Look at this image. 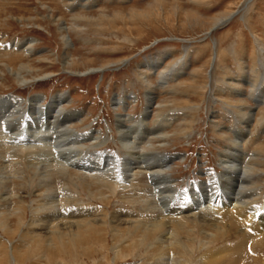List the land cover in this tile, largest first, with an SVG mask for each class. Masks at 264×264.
<instances>
[{
    "label": "rangeland",
    "instance_id": "1",
    "mask_svg": "<svg viewBox=\"0 0 264 264\" xmlns=\"http://www.w3.org/2000/svg\"><path fill=\"white\" fill-rule=\"evenodd\" d=\"M229 11H234L231 18L208 31L217 17ZM49 14L63 21L67 47ZM26 41L32 43L28 57L10 47ZM65 54L70 58L68 65L62 62ZM213 54L215 60L210 66ZM23 61L34 68L32 76L27 75L29 82L19 85L5 71L0 79V97L13 95L27 100L37 95L46 104L52 96L63 94L67 97L62 103L65 110L78 115L73 130L99 132L101 136L95 146L84 151L117 156L116 167L125 154L118 141L117 114L124 116L126 126L140 123L146 111V92L152 90L153 103L143 125L153 127L162 120L167 137L153 138L151 150L173 157L166 173L178 191H187L192 181V185L199 184L219 174L223 170L220 155L232 145L229 128L244 129L241 152L249 157L247 164H256L254 191L258 196L254 204L258 213L264 211V102L253 101L264 99V0H0V69L4 70L3 62L18 66ZM163 71L169 75L166 84L159 83ZM239 105L246 112L255 107L248 128L242 123L246 116ZM70 170L69 174L51 172L50 180L39 181L32 170L23 167L19 173L22 178L9 180L7 190L0 188V208L6 206L1 194L8 193L9 201L16 200L21 207L22 223L13 236H6L0 228V264H264V240L257 245L246 242V258L232 248L243 240L244 225L235 219L229 227L224 220L210 218L209 213L193 214L179 231L175 229L179 224L174 222L168 227L173 231L169 241L154 238L152 243L125 248L129 242L126 237H115L118 228L113 231L111 213L147 214L155 220L163 214L159 208H152L148 196L152 188L146 176H136L129 187L117 188L108 179L96 178L97 182ZM101 185L109 192L99 188ZM60 188L66 189L68 201L58 203L57 208H97L105 212L106 222L95 227L89 245L62 247L50 256L33 246L26 254L28 258H23L31 244L11 250V243L19 245L21 238L28 236L24 238L21 232L27 229L37 207L40 211L38 203ZM20 195L25 196V203L19 202ZM47 209L52 207H41V212ZM203 216L208 221L201 220ZM217 249L222 251L214 254ZM16 250L24 255L13 260L11 255Z\"/></svg>",
    "mask_w": 264,
    "mask_h": 264
},
{
    "label": "bare ground",
    "instance_id": "2",
    "mask_svg": "<svg viewBox=\"0 0 264 264\" xmlns=\"http://www.w3.org/2000/svg\"><path fill=\"white\" fill-rule=\"evenodd\" d=\"M233 12L234 11H229L224 15H220L219 17H217L208 31H211L218 25L226 22V20L230 17L231 14H233ZM48 17L57 24L58 32L62 33L64 40L63 42H65L67 47L69 43L67 37H65L64 35L66 27L63 21L60 20V17L53 16L52 14H49ZM10 47L15 48L19 53L28 57V54L32 50V43L30 41H26L20 44L14 43ZM69 60V55L65 54L62 62L64 65H68V63L70 62ZM214 60L215 54H213L211 57L210 66L213 65ZM19 64L20 65L16 66L17 64L3 62L4 70L0 69V79L4 75L5 71H7L8 75H11L16 83H18L19 85H26L29 82V80L27 79V75L32 76L34 68H32V66L28 63L26 64V62L24 61ZM152 66L155 67L154 65ZM101 69H103V66L101 67ZM172 73L173 75L175 74L174 72ZM168 76L169 75H167V73L163 71L160 75L161 81H159V83L166 84ZM231 84L234 85V82H232ZM66 98L63 94L58 93L52 96L50 100L45 104L40 101V98L37 97V95L27 100L20 99L13 95H4L0 97V149L4 151V153L0 154V188L3 187L5 190H7L9 186V180L18 177L22 178V174L20 176L19 173H22L23 167H27L32 170L39 181L50 180L52 178L51 172L55 173L56 171L59 173L69 174V171H71L70 169H73L79 173H83L85 176L95 178L96 181V178H103L102 181H104L105 179H108L111 182L113 181L117 184V188L129 187L131 181H133L136 176L144 174L152 188V192L148 193V196L151 197L152 200V208H159L163 214L160 215L159 220H155L154 217L147 214L143 216L134 214L132 212L123 213L122 211L111 213L110 218L113 222V231L118 228V234L117 232L114 233L116 235L115 237H126V242H129L124 245L125 248L127 246L135 247L137 244L141 245L142 243H145L146 245L147 242H151V240L154 238L161 239V242L163 243L172 235L173 232L172 229L168 230V227L174 226L172 224L175 222V225L179 224L178 226L176 225L177 227L175 228L177 231H179V227L184 228L185 224H187V222L189 221V217L196 213H200V216L201 214L205 216L206 213H209L210 215H207L210 218L213 217V219L218 221L219 219L224 220L228 223L226 225L229 227H231L235 223V219L240 223L242 227L244 225L243 232H245L243 240L239 241L238 243L235 242L236 244L234 243L235 245H233L232 248L239 250L241 253H244V257L246 258L249 257V255H247L245 251L246 242L250 241V244L255 245L263 242L264 211L262 213H258V209L254 204L256 197L258 196V193L255 192L256 190L254 191L257 185L255 181V178L257 176L254 177V173L257 170L255 168L256 164H247V159H249V157H247V155L245 154L243 155V151L241 152V140L245 133L244 129L229 128L230 132L232 133V145H228L227 150L220 155V165L223 167V170L217 175H210L208 181H202L199 184H194L187 191L183 192L177 190V188L174 186V183L172 184L168 179L169 176H167L166 173L171 168L170 164L171 160H173V157H170L171 155H165L166 153L160 154L157 151L151 150V147L153 145L151 140H153V138H157V140H165V138L167 137L165 133L166 131L163 132L164 124H162V120L157 122V124L153 127H145L143 125V121L147 118L149 107L153 103L154 98L152 90L148 89L146 92V111L140 117V123H137L136 125L126 126V124L124 123V116L121 114H117L116 122L117 131L119 134L118 141L121 148L125 151L124 157L120 160L121 165L119 167L115 166V161L119 160V157L117 156L109 153L103 154L99 152L95 153L84 151V148L95 146L96 144L94 145V143H98L101 136L99 132L95 135L91 134L90 132L78 133L74 131L75 129L73 130V121L78 115L76 112L75 114L72 112H67L65 110L62 103H66ZM253 101L255 102V104H258L263 103L264 99L259 97L257 99H253ZM241 106L239 105L238 108L242 112V114L246 116V119L242 123L244 124L245 128H248L250 122L255 117L253 112L255 107H250L246 112V110ZM261 149L264 152V145L261 146ZM63 177L61 178L63 179ZM70 177H68L67 175V178ZM113 185L115 186L114 183ZM62 186H64V184ZM101 186L102 187H98L101 189H106V187L103 188V185ZM108 186L110 187V184ZM108 186L107 188H109ZM11 187L13 186L11 185ZM65 188H60V191L57 190L56 192H51L50 196L48 198L46 197L44 200V197L42 198V200H38H41L38 204L42 207V209H45L48 206H51L52 209L50 211L47 209V211L43 213L41 212V207L40 211L38 207L36 208L27 224V229L30 230L27 231L26 229L21 232V234L24 235V238L27 235L28 236L24 240L21 238L20 241L22 242L19 245L11 243L10 246L11 250L23 248L27 244H31V247L25 250V252L23 251L25 255L24 253L16 250V254L12 253L11 255L13 260L17 259V257L22 258L23 255V258H28L26 256L29 254V250L31 251L34 249L33 246L36 249H40L42 253H44V255L49 256L52 253L56 254V252L62 247L73 248L76 246L77 248L84 246L85 243H89V236L93 234L95 227L97 228L102 226L103 222L105 221V216L103 215V213L105 212L101 211L102 213H100V209H66L67 207L60 209L56 207L58 203L59 205L62 203L65 204V200L68 199L66 198L67 193ZM91 190H93V188ZM246 190H248V193H245ZM42 191L43 190H40L36 193L40 194V192ZM106 191L108 190L106 189ZM13 192H15V190ZM110 193L112 192L110 191ZM13 194L15 195V193ZM180 195H182L183 198ZM174 196H177V198H174ZM24 198L25 196L20 195L19 202L25 201L26 198ZM1 199L4 201V205L6 206H1L3 208H0V228L6 236H13L16 234L22 224L21 214L19 212L21 210V207L19 208L16 205L18 202L15 200L16 198L14 199L15 201H9L10 195H8V193L1 194ZM7 201H9L10 203ZM63 206L65 207V205ZM11 209L16 212L11 213ZM204 216L200 219L208 221ZM126 219L135 222L125 223V221H129ZM147 222H149V226L147 225L146 227ZM192 224L194 225V223ZM213 224L217 225L215 222ZM41 230H45V232H41ZM126 232L130 233V236H125ZM226 233H228V231ZM99 234H102L100 233V230ZM136 237L140 239L137 240ZM179 238L180 237H178V239ZM132 240L134 242L131 244ZM99 242H101L100 239ZM229 248L231 247H228V249ZM179 249L180 248H178V250ZM220 251L222 250L217 249L215 250L214 254H218L220 253ZM238 256L240 257V255ZM239 257L237 258L240 259ZM252 258H255V256ZM161 260L163 261V259ZM176 262L177 261H175V263ZM236 263L239 264L240 262L238 261Z\"/></svg>",
    "mask_w": 264,
    "mask_h": 264
}]
</instances>
